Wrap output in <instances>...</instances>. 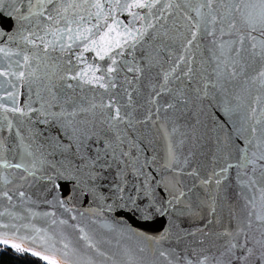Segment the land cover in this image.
<instances>
[{
	"label": "snow or ice",
	"instance_id": "6c2138e0",
	"mask_svg": "<svg viewBox=\"0 0 264 264\" xmlns=\"http://www.w3.org/2000/svg\"><path fill=\"white\" fill-rule=\"evenodd\" d=\"M157 5H160V0H153L152 3L135 0L134 4L126 7L152 9ZM6 6V0H0V16L4 15ZM88 7L101 9L102 5L98 0L91 3L90 0H12L8 17L18 23L36 17L34 28L37 30L28 29L25 33L20 29L13 32L12 29L0 28V43L7 40L15 44L19 37L36 51L25 53L21 59L14 61L15 70H12L11 64L0 66V89H4L0 100L11 101V105L0 104V112L5 114L0 120V134L4 131L3 121H7L8 134H14L21 144L26 139L21 128L6 115L8 112L25 118L29 124L40 123L55 129L54 135L39 144H36V138L45 134L31 132L30 142L24 151L31 156L33 152L29 149L36 145L35 151L40 153L38 162L46 166V179L53 190L60 191L67 200L74 199V193L76 196L83 195L85 202L89 196L98 199L96 182L106 174L112 175L115 197L120 203L108 204V209L116 210L118 215L133 222L136 219L141 221L140 230L128 229L129 238L134 236L140 241L132 250L129 264H264V0L169 2L158 9L159 15L153 13L156 24L149 23L144 31H128L127 36L115 41L108 35L115 29L109 27L108 32L99 37L104 43L93 39L101 30L100 24L92 28L84 27L87 18L79 10ZM165 10H171L169 14L174 16L172 31L183 36L182 54L173 69L175 71L182 64L183 78L178 75L176 79L188 91L195 92L197 98L201 92L207 95L209 87L220 90L226 96L223 111L228 119L218 125L223 136L217 137L224 163L219 171L213 169L204 177L200 176L199 169L189 171L184 167L189 159L184 157L182 161L178 147L172 143L168 144L165 157L146 155V146L152 141L145 131H141V126L146 127L149 123L156 126L151 110L143 120H138L131 112H122L115 99L117 93L110 91L118 87L120 67H125L137 81L144 71L126 60L119 65L118 57H124L126 52L132 55L137 45L143 47L146 38L160 39L164 48L169 47L165 39L173 42L177 39L176 36H169L168 30L161 31L165 29V23H161L162 19L166 22ZM91 15L88 13L89 17ZM95 15L99 17L100 12L97 11ZM181 29H186L189 35H184ZM39 32H43V35ZM49 35L52 37L50 40L46 39ZM202 41H207L204 51L208 55L201 57L197 64L193 50L201 48ZM80 47L83 51L77 53L75 49ZM93 50L100 60L106 57L110 59L104 72L96 76L95 73L101 69L92 65L74 71L76 63L86 60L83 53ZM53 52L65 54L62 59L66 66L63 72L59 70V58L51 56ZM0 54L9 57V49L0 47ZM52 59L58 60L55 65L57 71L49 70L48 61ZM249 69L254 72L253 75H249ZM124 80L128 85L133 83L127 76ZM58 81L65 82L67 89H74V85L67 81H76L75 87L96 85L109 93L108 103H90L88 107L77 105L74 100L65 98L64 85L58 84ZM238 82L243 85L241 91L229 93L228 86ZM5 84L8 88H4ZM25 85L29 93L35 88L36 100L30 96L29 101L20 106L17 97L19 89ZM124 92L131 105L132 94L126 88ZM228 95H232L236 101L234 107L232 101L227 99ZM181 101L185 106L189 102L184 87L177 97V102ZM37 103L39 107H33ZM167 107L176 108V104H168ZM96 109H99V113ZM159 112L157 108L156 113ZM236 115L238 119H233ZM229 121L231 132L226 130ZM160 128L166 133L165 126L161 125ZM183 143L181 140L180 144ZM46 146L51 149L47 155L59 152L64 161H49L44 151ZM0 148L10 150V145L0 140ZM231 160L236 162L232 163ZM36 164L37 160H33L32 167L35 168ZM4 167L23 170L33 178L36 176L23 162H5ZM231 169L238 170L240 191L234 193V204L226 203L225 216L220 202L224 201V181ZM187 177L199 178V185L193 183L189 186ZM21 179L27 177L22 176ZM197 187L204 189L203 195L195 191ZM18 196L24 198L26 193L20 191ZM0 199L11 203L13 195L0 190ZM66 199H59L58 203L63 207ZM65 210L72 211L71 208ZM5 215L11 217L12 221L21 219L11 212H0V217ZM182 217L202 222L196 232L181 229L183 235L177 234V239L183 236L198 237L194 239L197 247H190L183 254L163 247L164 242L173 236L176 221ZM60 223L66 224L67 221L61 220ZM79 231L82 233L80 239L86 242L87 248L97 257L109 258L83 228H79ZM69 245L66 238H58L57 234H49L34 225L0 221V252L12 250L20 257H32L41 264H73L72 257L77 250ZM86 264H96V260L90 258Z\"/></svg>",
	"mask_w": 264,
	"mask_h": 264
},
{
	"label": "water",
	"instance_id": "95a60500",
	"mask_svg": "<svg viewBox=\"0 0 264 264\" xmlns=\"http://www.w3.org/2000/svg\"><path fill=\"white\" fill-rule=\"evenodd\" d=\"M77 2H80V0H77ZM91 2L93 0H90ZM98 2L102 5L101 9L88 7L86 10L80 9L79 12L87 18L84 27L92 28L95 24L102 26L99 34L93 39H96L99 43H104L100 41L99 37L105 35L109 27L115 29L114 32L108 34L113 41L127 36L128 31L133 33L137 29L144 31L149 23L156 24V18L153 13L159 15L158 9L162 5L169 2L175 3L177 0H160V5L152 9L126 7V5L134 4L135 0H119V6H117V0H98ZM148 2L152 3L153 0H148ZM6 5L4 15L0 16V28L12 29L13 32L20 29L25 33L28 29L37 30L34 28L37 22L36 17L18 23L7 15L12 9V0H6ZM97 11L100 12L99 17L95 15ZM170 11L165 10L166 22L164 19L161 20V23H165V29H161V31L168 30L169 36H176L177 39L174 42L165 39L164 42L169 44V47L164 48L163 44L160 43V39L151 40L146 38L143 42V47L137 45L132 55H128L126 52L124 57H118L119 65H123L126 60L143 68L144 71L140 80L137 81L133 79V74L128 73L125 67H120V71L117 74L118 87L110 91L117 93L115 99L119 102L122 112H131L138 120H143L149 114V110H151L153 120L157 122L156 126L151 123L146 127L141 126V131H145L148 139L152 141L146 146V155L152 156L155 154L158 158L165 157L167 146L172 143L178 147V154L182 161L184 157H188L189 163L184 165V167L189 171L199 169L200 176L204 177L209 175L213 169L219 171V167L224 163V156L219 151L217 137L223 136V133L218 129V125L223 124L228 119L223 111L226 96L220 90L209 87L207 95L201 92L199 98H197L195 92L188 91L181 84V81L176 79L178 75L183 78L181 69L184 66L182 64L180 67L175 68V71L173 70L177 58L182 54L181 41L183 36L172 31L174 28V16L169 14ZM88 13L92 15L89 17ZM69 14L71 15V12ZM192 15H195V13H192ZM39 19L42 20V18ZM157 28H159V24H157ZM148 31L154 32L153 29H148ZM181 31L184 35H189L186 29H181ZM38 34L43 35V32ZM46 39L50 40L52 37L49 35ZM206 44L207 41H202L201 48L193 50L197 64H199L201 57H207L208 55L204 51V45ZM89 46L95 48L94 45ZM112 46L115 47L114 43ZM0 47L8 48L10 52L9 57L0 54V66L6 67L11 64L12 70H15L14 61L21 59L25 53L31 54L36 51L31 45L23 43L19 37H17L15 44L5 40L0 43ZM75 51L80 53L83 49L80 47L76 48ZM15 53H20L21 55L17 56ZM83 55L86 57L83 63H76L75 56L72 57L74 63H76L74 71L87 69L89 65H92L93 68L99 66L101 71H97L95 75L100 76L110 63L108 57L105 60H100L94 50L84 52ZM51 56L59 58V70L63 72L66 66L62 63V59L65 54L53 52ZM57 63V59L49 60V70L57 71V67H55ZM248 71L249 75L254 74L251 69ZM125 76L129 80H133L131 85L126 83L124 80ZM166 76L167 80L165 79ZM67 83H72L74 89H67L65 82L58 81V84L64 85L65 98L74 100L77 105L88 107L90 103L97 105L101 102L108 103L109 93H106L104 89L96 85L83 84L81 87H75L76 81H67ZM120 85H123V87ZM182 87L185 88L188 94L189 102L187 106L182 101L177 102V97L180 95ZM228 87L229 93L236 94L241 91L243 85L238 82L234 86L230 85ZM4 88H8V85L5 84ZM125 88L132 94L131 105H129L128 96L124 92ZM157 92L160 93L159 96L156 95ZM19 93L17 101L20 106L27 103L30 96L32 100H36L35 88L32 93H29L28 86L25 85L19 89ZM3 95L4 89H0V96ZM253 95H255V92H253ZM227 99L232 101V106L234 107L236 101L232 98V95H228ZM0 104L11 105V101L0 100ZM168 104H176V108H168ZM33 107H39V104H34ZM157 108L160 109L159 113H156ZM53 110L56 111L58 109ZM96 111L99 113V109H96ZM3 115L5 114L0 112V120L3 119ZM6 115L12 120L14 125L21 128L26 139L21 144L14 134H8L6 130L7 121H3L2 127L4 131L0 134V140L6 141L10 145V150L0 148V190L9 191L13 195V200L9 203L6 199H0V212H11L21 219L12 221L11 217L5 215L0 217V221L5 223L15 222L17 225H34L36 228L45 229L49 234H57L58 238H66L67 242H70V248L77 250V254L72 257L73 264H86L90 258L95 259L96 264H129L132 250L136 248L140 241L134 236L129 238L128 229L140 230L141 221L136 219L133 222L118 215L116 210L108 209V204L120 203L115 197L112 175L106 174L101 180L96 182L98 199H93V197L89 196L87 202H85L83 195L76 196L74 193L75 198L67 200L62 197L60 191L53 190L52 184L46 179V166L38 162L40 153L35 151L36 145L34 144L29 149V151L33 152V155L29 156L24 151V147L30 142L31 132H42L45 134L36 138V144H39L43 143L48 136L54 135L55 129L40 123L29 124L25 118L18 115L14 116L11 112L6 113ZM233 119H238V115L234 116ZM161 125L166 127V133L161 130ZM226 130L228 132L232 131L231 121L228 122ZM196 137H200V139L197 140ZM181 140L184 141L183 145L180 144ZM237 143H240V141H237ZM44 151L47 155L51 152V149L46 146ZM47 159L53 163L64 161V157L59 152L47 155ZM33 160H37L35 168L32 167ZM5 162H23L29 171L36 173V176L33 178L23 170L4 167ZM160 162L163 163L162 160ZM230 162L235 163L236 161L231 160ZM237 171V169H231L226 174L224 181L225 198L220 203L223 206L225 216H227L226 203L231 202L234 204L236 202L234 193L240 191ZM22 176L27 177V179H21ZM6 181H10V183ZM186 182L189 186H192L193 183L199 185V178L187 177ZM20 191L26 193L24 198L18 196ZM195 191L201 195L204 194V189L200 187H197ZM59 199H66L63 207L58 203ZM193 199L195 200V197ZM66 208H71L72 211H66ZM46 213L48 215H45ZM80 213H84V215L81 216ZM72 217H75V219ZM53 220L56 221L55 224L52 223ZM61 220L67 221V223L61 224ZM201 223V221L185 217L177 220V227L173 229V236L164 242L163 247L181 254L188 251L190 247H197L194 239L198 237L183 236L182 239H177V234L183 235L180 232L181 229L196 232ZM73 225H78L79 227H72ZM225 226H227V220H225ZM79 228L84 229V232L92 238L93 243L106 253L109 257L108 259L97 257L95 252L86 247V242L80 239L82 233ZM218 228L219 226H217Z\"/></svg>",
	"mask_w": 264,
	"mask_h": 264
},
{
	"label": "trees",
	"instance_id": "16d2710c",
	"mask_svg": "<svg viewBox=\"0 0 264 264\" xmlns=\"http://www.w3.org/2000/svg\"><path fill=\"white\" fill-rule=\"evenodd\" d=\"M0 264H41L32 257H20L12 250L0 252Z\"/></svg>",
	"mask_w": 264,
	"mask_h": 264
}]
</instances>
